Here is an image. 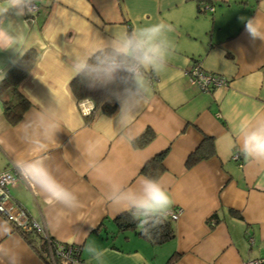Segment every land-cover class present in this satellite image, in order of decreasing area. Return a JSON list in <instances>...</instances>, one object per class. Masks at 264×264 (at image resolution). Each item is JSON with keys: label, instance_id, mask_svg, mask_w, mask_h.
<instances>
[{"label": "crops", "instance_id": "0c3cea01", "mask_svg": "<svg viewBox=\"0 0 264 264\" xmlns=\"http://www.w3.org/2000/svg\"><path fill=\"white\" fill-rule=\"evenodd\" d=\"M35 2L38 12L23 22L28 51L37 57L17 87L30 106L18 123L9 125L0 101V173L16 170L18 157L36 154L20 138L19 128L43 106L55 105L61 129L46 145L47 164L78 193L80 203L73 211L59 212L60 225L53 229L55 212L31 185L16 182L11 197L50 239L78 245L76 264H96L85 252L90 242L107 250L104 264H245L264 256V165L245 159L233 132L240 119L264 114V42H253L244 26L248 18L264 20V0ZM161 21L173 28L168 35L174 50L161 73L146 74L147 102L128 130L134 139L109 123L119 110L110 91L105 102L113 111L96 110L85 120L93 103L77 102L71 95L70 55L102 46L129 25L132 31ZM22 57L0 52V99L9 90L1 85L3 79ZM192 64L226 84L201 91L189 83L186 72ZM80 103L90 109L88 114H82ZM147 132L151 140L135 146L133 141ZM161 153L163 172L157 179L171 194L169 210L178 208L181 214L171 221L173 238L153 245L138 229L116 231L114 219L122 213L105 193L107 181L137 186L148 177L142 168ZM34 245L41 243L36 239ZM0 247L11 249L17 264H52L48 245L46 262L2 215Z\"/></svg>", "mask_w": 264, "mask_h": 264}, {"label": "clouds", "instance_id": "9594fccd", "mask_svg": "<svg viewBox=\"0 0 264 264\" xmlns=\"http://www.w3.org/2000/svg\"><path fill=\"white\" fill-rule=\"evenodd\" d=\"M34 0H0V52H12L22 57L29 46L26 22L23 18L33 11ZM244 21L245 18L241 17ZM245 31L254 42H264V20L248 18ZM171 25L161 21L115 33L102 46L82 54L70 55L68 71L72 77H81L89 87H103L119 104L118 112L109 118L116 128L131 141L128 130L136 113L147 102V72L161 73L174 44L169 38ZM218 56L216 54H213ZM220 57V56H218ZM4 72L0 69V79ZM56 106H43L19 128L20 138L35 150L32 156H20L16 167L24 181L44 197L45 203L55 214L50 226L60 225L59 212H70L79 206L76 191L67 187L53 174L47 164L46 145L56 140L60 123L56 119ZM234 134L240 138V151L247 161L264 165V114L256 113L233 125ZM106 199L119 213H128L144 235L163 222L173 200L160 179L143 177L137 186L128 187L116 181H107ZM86 255L96 264H104L107 250L90 242ZM0 261L17 264L11 249L0 247Z\"/></svg>", "mask_w": 264, "mask_h": 264}, {"label": "trees", "instance_id": "16d2710c", "mask_svg": "<svg viewBox=\"0 0 264 264\" xmlns=\"http://www.w3.org/2000/svg\"><path fill=\"white\" fill-rule=\"evenodd\" d=\"M128 32H131V26H128ZM36 52L34 50L27 51L24 56L17 62V64L6 74L1 85L9 87V90L5 95L0 99L3 117L8 122L9 125H15L19 122L24 112L30 106L29 100L20 93L18 90V84L20 81L28 74L30 69L33 67L36 61ZM69 90L73 98L79 102L82 100H89L93 103V108L90 114L85 117V120H89L92 113L96 110H100L105 114H110L114 106H110L105 102L107 93L110 91L107 88L103 87H89L87 82L81 77H74L69 82ZM152 134L147 132L133 141L135 146H142L151 140ZM164 153H161L155 156L150 162L145 164L142 168V172L148 177L157 178V176L163 172V167L161 165V159ZM117 232L125 231H136L138 229L137 222L133 221L130 215L126 212L120 214L114 219ZM139 230V229H138ZM24 239L36 248L37 252L45 260L44 254L47 248V243L43 236L36 231H23L19 230ZM138 235L149 240L153 245H159L168 239L173 238V228L171 226V220L166 216L163 218V222L157 225L151 230L150 235H144L141 230L138 231ZM38 239L41 243V246L35 247L34 242ZM52 247H54V244ZM79 255L75 257V260L72 261H58V264H76L79 261ZM46 261V260H45ZM48 262V261H46ZM50 264V261L48 262ZM171 264V260L167 262Z\"/></svg>", "mask_w": 264, "mask_h": 264}, {"label": "built area", "instance_id": "2783aa9c", "mask_svg": "<svg viewBox=\"0 0 264 264\" xmlns=\"http://www.w3.org/2000/svg\"><path fill=\"white\" fill-rule=\"evenodd\" d=\"M38 6L34 0L33 11L29 16H33L38 12ZM189 83L197 86L201 91H209L215 87L223 86L226 84V80L220 76L209 74L204 72L198 64H192L186 72ZM80 110L83 115L89 113V108H84L80 103ZM233 159L237 161L239 154L235 153ZM25 182L20 175L18 169L13 171L6 170L0 173V215H2L8 222H10L15 228L23 231H36L44 236L49 250V258L52 264H58V261H72L80 253L78 245L70 243H62L50 239L45 231L30 217L28 212L15 201L10 195V187L16 182ZM26 183V182H25ZM27 184V183H26ZM181 214V210L174 208L168 210L166 217L171 221L176 220ZM54 247H52V244ZM245 264H264V256L247 261Z\"/></svg>", "mask_w": 264, "mask_h": 264}]
</instances>
